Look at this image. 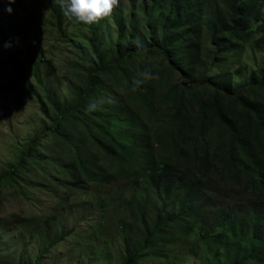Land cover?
<instances>
[{
    "label": "trees",
    "instance_id": "16d2710c",
    "mask_svg": "<svg viewBox=\"0 0 264 264\" xmlns=\"http://www.w3.org/2000/svg\"><path fill=\"white\" fill-rule=\"evenodd\" d=\"M16 2L8 14L0 0V23L12 19L0 26L3 45L24 7ZM59 5L38 0L33 15L50 11L77 53L65 73L69 98L41 82L33 55L25 71L10 47L0 58L34 77L52 124L0 176V190L29 199L30 185L56 200V213L18 224L41 238L36 263L77 240L72 250L86 264H177L184 254L200 264H264V0H118L108 17L77 24L88 51L69 40ZM150 118L162 124L156 143L139 132ZM122 129L130 144L113 135ZM158 145L170 155L158 156ZM74 196L84 205L79 232L65 224Z\"/></svg>",
    "mask_w": 264,
    "mask_h": 264
},
{
    "label": "rangeland",
    "instance_id": "374dc122",
    "mask_svg": "<svg viewBox=\"0 0 264 264\" xmlns=\"http://www.w3.org/2000/svg\"><path fill=\"white\" fill-rule=\"evenodd\" d=\"M24 4L22 10L18 11V23H16L15 33L10 37L11 55L13 62L22 71L29 68L30 55L40 60V74L42 83L46 84L52 94L57 99L69 98L71 85L74 80L65 73L71 70L78 62V56L72 44L63 39L59 32L54 30L53 20L50 11L41 10L37 15H33L35 4L38 0H15ZM37 9V8H36ZM30 12L29 14L24 13ZM16 19V18H15ZM12 19L7 16L3 18L0 26L8 30ZM17 22V20H16ZM65 29L69 40L80 44L85 51H88L86 42L87 30L80 29L77 22L69 21L66 18ZM46 51V56L42 55V48ZM5 57V48L0 43V58ZM44 91L35 82L34 77L24 79L22 73L13 67L12 64L3 63L0 60V176L7 172L8 167L15 165L20 159L31 138L39 136L43 130L49 129L52 124L48 118L42 115L38 98L43 99ZM38 97V98H37ZM50 110V109H49ZM144 126L139 129L141 134L149 136L156 143V136L162 128L161 122L150 118L144 122ZM113 135L126 144L131 141L125 136V131L114 130ZM158 156L167 157L170 149L157 147ZM26 183H31L30 176L24 178ZM115 188L119 184H115ZM118 186V187H117ZM30 193L29 199L23 198L16 191L15 187L0 190V264H39L36 263L41 238L35 236L30 239L19 228L21 220L24 222L31 217L46 216L56 213V200L44 193L38 187L27 186ZM60 194L63 190L60 189ZM88 198L91 195L87 196ZM81 205V206H80ZM82 199L80 196L72 197L65 205V215L68 218L65 222L69 228L74 227L75 232L85 228V221L75 215L80 212ZM64 214L63 211H61ZM85 213V212H84ZM86 214V213H85ZM117 214V216H116ZM112 214L114 219L120 217V213ZM116 237L113 231L110 237ZM249 245L251 241L248 242ZM78 247L77 240H65L48 252L47 257L40 264H86L73 248ZM187 252V247L184 249ZM112 254L117 261L119 252L113 247ZM203 255V253H201ZM175 261L177 264H200V261L192 259L188 254L179 255ZM93 264V263H92ZM141 264H162L160 258H143Z\"/></svg>",
    "mask_w": 264,
    "mask_h": 264
},
{
    "label": "clouds",
    "instance_id": "9594fccd",
    "mask_svg": "<svg viewBox=\"0 0 264 264\" xmlns=\"http://www.w3.org/2000/svg\"><path fill=\"white\" fill-rule=\"evenodd\" d=\"M13 3L15 0H7L4 11L8 14L12 13L10 5ZM117 3L118 0H60L59 7L62 15L69 21L92 25L108 17ZM3 47L7 49L11 47V43L6 41ZM142 75L148 78L150 74L144 72Z\"/></svg>",
    "mask_w": 264,
    "mask_h": 264
}]
</instances>
